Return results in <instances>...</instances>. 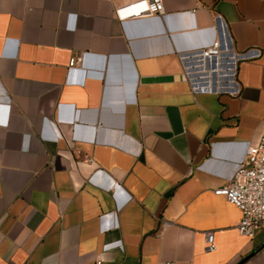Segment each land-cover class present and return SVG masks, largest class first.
I'll return each instance as SVG.
<instances>
[{
  "label": "crops",
  "instance_id": "1",
  "mask_svg": "<svg viewBox=\"0 0 264 264\" xmlns=\"http://www.w3.org/2000/svg\"><path fill=\"white\" fill-rule=\"evenodd\" d=\"M125 1L0 0V264H264V222L241 235L213 191L264 133V0ZM217 14L261 50L235 95L191 89L179 57Z\"/></svg>",
  "mask_w": 264,
  "mask_h": 264
},
{
  "label": "built area",
  "instance_id": "2",
  "mask_svg": "<svg viewBox=\"0 0 264 264\" xmlns=\"http://www.w3.org/2000/svg\"><path fill=\"white\" fill-rule=\"evenodd\" d=\"M163 0H127L115 5V15L123 20L146 13L163 14ZM215 38L206 46L187 52H180L184 73L191 89L205 92H226L232 95L240 92L236 78L237 64L241 59L260 55L259 48L239 52L233 48L231 37L221 16H215ZM8 102L5 103V106ZM7 119L0 118V123ZM85 160H90L86 157ZM214 193L224 197L240 210L237 231L252 237L264 222V133L255 144L246 148L244 158L239 162L230 180L214 188ZM169 221L163 220L167 226ZM216 244L212 230L205 231V250L214 251Z\"/></svg>",
  "mask_w": 264,
  "mask_h": 264
}]
</instances>
